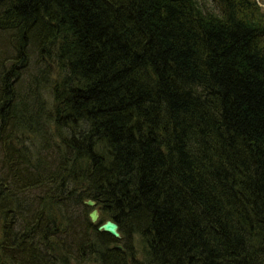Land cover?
<instances>
[{
  "label": "trees",
  "instance_id": "trees-1",
  "mask_svg": "<svg viewBox=\"0 0 264 264\" xmlns=\"http://www.w3.org/2000/svg\"><path fill=\"white\" fill-rule=\"evenodd\" d=\"M0 218V264H264L259 0H0Z\"/></svg>",
  "mask_w": 264,
  "mask_h": 264
},
{
  "label": "water",
  "instance_id": "water-1",
  "mask_svg": "<svg viewBox=\"0 0 264 264\" xmlns=\"http://www.w3.org/2000/svg\"><path fill=\"white\" fill-rule=\"evenodd\" d=\"M85 204H87L88 206L94 207L96 206V202L92 199H89L87 201H85ZM90 218L91 221L93 223H100L99 218H100V211L98 208H94L91 212H90ZM98 229L102 232H106L110 235H112L114 238L116 239H121L122 235L121 232L119 230V225L116 221L112 220V219H108L105 222L100 223ZM117 248L122 249V245L121 244H116L115 245Z\"/></svg>",
  "mask_w": 264,
  "mask_h": 264
},
{
  "label": "rangeland",
  "instance_id": "rangeland-1",
  "mask_svg": "<svg viewBox=\"0 0 264 264\" xmlns=\"http://www.w3.org/2000/svg\"><path fill=\"white\" fill-rule=\"evenodd\" d=\"M259 3L260 5L263 7L264 9V0H259ZM35 73L37 72L36 70L34 71ZM89 208V211L91 212L94 208L96 207H91V206H88ZM98 208V207H97ZM99 209V208H98ZM80 211V210H79ZM81 212V211H80ZM101 220V213H100V218H99V221ZM1 229H2V220L0 218V235H1Z\"/></svg>",
  "mask_w": 264,
  "mask_h": 264
}]
</instances>
